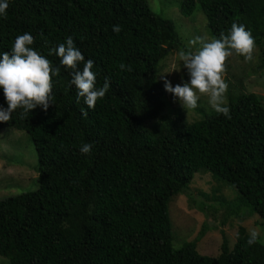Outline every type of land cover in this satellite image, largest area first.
<instances>
[{"label":"trees","instance_id":"16d2710c","mask_svg":"<svg viewBox=\"0 0 264 264\" xmlns=\"http://www.w3.org/2000/svg\"><path fill=\"white\" fill-rule=\"evenodd\" d=\"M195 5L212 38L235 22L251 32L254 46L264 47V0H183L180 13L188 17ZM116 24L119 33L112 31ZM24 32L60 71L51 77L54 99L46 110L38 106L21 118L17 109L0 122V129L25 132L38 160L37 189L0 201V257L8 264H264V244L257 236L249 245L243 226L232 250L221 232L214 258L196 250L203 228L174 250L167 214L173 198L191 195L194 174L203 169L238 193L231 215L264 221L258 95L229 96L230 119L203 108L191 122L182 113L166 114L158 66L185 46L147 0H9L0 18V52ZM68 35L93 60L96 85L109 78L91 109L76 101L73 70L48 55ZM0 106H7L2 92ZM86 142L92 149L85 155L79 147Z\"/></svg>","mask_w":264,"mask_h":264},{"label":"rangeland","instance_id":"374dc122","mask_svg":"<svg viewBox=\"0 0 264 264\" xmlns=\"http://www.w3.org/2000/svg\"><path fill=\"white\" fill-rule=\"evenodd\" d=\"M182 1L147 0L153 13L174 24L186 49L188 40L195 36L212 37L208 33L205 16L196 5L188 17L180 13L179 5ZM262 51L264 47L261 49L254 46L253 59L248 62H244L243 57L237 54L226 58L222 72V78L228 85L225 93L226 103L227 98L236 93H254L261 98L264 106ZM179 66L178 51L170 53L159 64L157 77L162 87L163 81L159 75H165L173 85L181 83V77L187 81L186 70L182 66L179 69ZM178 69L179 71H176ZM164 102L166 114L174 116L175 113H182L187 122L202 116L201 112L198 113L200 108L206 112L211 109L207 97L203 94L194 109H183L179 102L166 92ZM37 176L38 160L29 136L14 128L0 129V201L35 191L38 187ZM188 193H191L189 199L184 195L177 196L167 207L174 250L194 241L202 228L203 234L198 236L196 244V250L202 256H218L222 243L221 232L227 239L229 250H232L240 226H243L247 233L255 230L259 241L264 244V221L255 214L241 218L231 215V209H235L238 204V193L229 185L218 181L209 171L202 169L194 174ZM0 264H8L7 259L0 257Z\"/></svg>","mask_w":264,"mask_h":264},{"label":"clouds","instance_id":"9594fccd","mask_svg":"<svg viewBox=\"0 0 264 264\" xmlns=\"http://www.w3.org/2000/svg\"><path fill=\"white\" fill-rule=\"evenodd\" d=\"M8 6L9 0H0V18L6 15ZM112 31L119 33L121 26L113 25ZM33 40L30 32H24L14 38L10 51L0 52V92L7 105L0 106V122L9 121L17 109L23 118L38 106L46 110L53 104L51 77H55L60 68L32 47ZM253 48L251 32L243 24L235 22L226 34L221 32L218 38L195 36L188 40L186 49L178 51L179 69L182 66L186 70L187 81L181 77V83L173 85L165 75H159L163 88L183 109L196 108L203 94L214 112L230 119L225 95L228 85L222 78L224 62L233 54L248 62L253 59ZM53 54L59 58V65L73 70L69 84L75 86L76 101L79 103L83 99L89 109L93 108L108 91L109 78H104L102 86L96 85L97 73L92 70L94 62L85 59L71 35L49 48L48 55ZM81 62L82 68L78 67ZM119 67L122 71H131V66L124 63ZM91 149L92 144L86 142L80 145L79 152L86 155ZM256 239L257 232L250 230L247 243L252 245Z\"/></svg>","mask_w":264,"mask_h":264}]
</instances>
